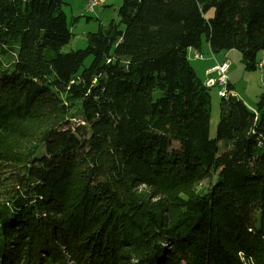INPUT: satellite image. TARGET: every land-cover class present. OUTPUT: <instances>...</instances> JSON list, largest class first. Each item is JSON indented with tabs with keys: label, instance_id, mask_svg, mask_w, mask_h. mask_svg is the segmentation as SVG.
I'll list each match as a JSON object with an SVG mask.
<instances>
[{
	"label": "trees",
	"instance_id": "obj_1",
	"mask_svg": "<svg viewBox=\"0 0 264 264\" xmlns=\"http://www.w3.org/2000/svg\"><path fill=\"white\" fill-rule=\"evenodd\" d=\"M62 4L0 0V264H264V92L210 137L187 56L254 69L264 0H122L69 52Z\"/></svg>",
	"mask_w": 264,
	"mask_h": 264
},
{
	"label": "rangeland",
	"instance_id": "obj_2",
	"mask_svg": "<svg viewBox=\"0 0 264 264\" xmlns=\"http://www.w3.org/2000/svg\"><path fill=\"white\" fill-rule=\"evenodd\" d=\"M86 2L87 0H63L62 9L67 17L71 37L68 43L62 47V52H69L71 50L86 47L87 35L89 33H96L100 29H105L110 20H117V11L122 0H103V2L96 5L93 10L87 9ZM208 14H212V9L208 11ZM224 51L225 50H221L212 53L211 51L202 50L204 54L203 59L189 58L190 64L194 68L199 79L205 80L206 75L204 74V69L210 63L208 60L210 56L211 58H214V55L216 58L220 57V60L215 61V65L220 64L223 60H226L228 56H231L229 54L223 55ZM230 52L234 55L231 56L234 57V63L228 68L227 75L229 80L231 79L230 82L234 85L233 91L236 92L237 96L244 100L246 104L253 105L257 101L260 93L264 92V61L262 60L264 59V49L258 51L256 54V67L254 69L247 67V63L238 50H231ZM260 59L261 61H259ZM90 60L91 57H87L84 61V66H87ZM258 62L263 63L261 67L257 66ZM211 73V76L215 77V72L212 71ZM217 88V85H212L210 87V137L214 136L215 125L218 120V104L220 97L217 94ZM202 184H206V181Z\"/></svg>",
	"mask_w": 264,
	"mask_h": 264
},
{
	"label": "built area",
	"instance_id": "obj_3",
	"mask_svg": "<svg viewBox=\"0 0 264 264\" xmlns=\"http://www.w3.org/2000/svg\"><path fill=\"white\" fill-rule=\"evenodd\" d=\"M103 0H87L86 5L88 10H93V8L101 4ZM187 56L191 59H203L204 54L197 50L193 49L191 47L187 48ZM225 61V62H224ZM224 62V63H223ZM234 58L233 57H227L226 60H223L220 64L214 65L211 70L215 72V77L213 78V83L218 86L217 93H220L221 89H229L230 83H229V77L227 75L228 68L233 65ZM263 63H259V67L262 66ZM232 93V91H231Z\"/></svg>",
	"mask_w": 264,
	"mask_h": 264
},
{
	"label": "crops",
	"instance_id": "obj_4",
	"mask_svg": "<svg viewBox=\"0 0 264 264\" xmlns=\"http://www.w3.org/2000/svg\"><path fill=\"white\" fill-rule=\"evenodd\" d=\"M204 50H207V51H209V47H208V45L206 44L205 46H204ZM231 50H228V51H224L223 52V55H225V54H229V55H231V56H234V55H232L231 54V52H230ZM223 55H222V57H223ZM221 57V58H222ZM220 58V57H219ZM219 58H216V56L214 55V58H211V56L209 57V65H207L206 67H205V69H204V74L206 75V77H205V80H204V82L205 81H209V80H211L213 77L211 76V72L212 71H209L208 72V70L210 69L211 70V68L215 65V61H217V60H220ZM234 58V57H233ZM262 59V58H261ZM261 59L259 60V61H261ZM263 61H264V59H262ZM212 62V63H211ZM214 62V63H213ZM263 68H264V65H263ZM206 72H208V73H206ZM264 78V77H263ZM230 81H231V79H230ZM231 86H232V93L233 94H236L237 95V93L236 92H234L233 91V87H234V85H233V83L231 82ZM244 101V100H243ZM245 102V101H244ZM246 103V102H245ZM247 105H249V104H247Z\"/></svg>",
	"mask_w": 264,
	"mask_h": 264
},
{
	"label": "bare ground",
	"instance_id": "obj_5",
	"mask_svg": "<svg viewBox=\"0 0 264 264\" xmlns=\"http://www.w3.org/2000/svg\"><path fill=\"white\" fill-rule=\"evenodd\" d=\"M257 66L259 67V62L257 64ZM230 93H231L230 89H221L220 93H217V94L219 95V97H226Z\"/></svg>",
	"mask_w": 264,
	"mask_h": 264
},
{
	"label": "water",
	"instance_id": "obj_6",
	"mask_svg": "<svg viewBox=\"0 0 264 264\" xmlns=\"http://www.w3.org/2000/svg\"><path fill=\"white\" fill-rule=\"evenodd\" d=\"M212 84H213V79L209 80V81L206 83L207 86H211Z\"/></svg>",
	"mask_w": 264,
	"mask_h": 264
}]
</instances>
